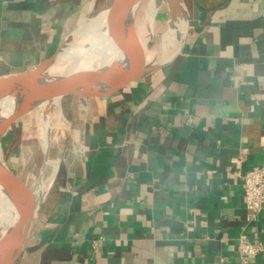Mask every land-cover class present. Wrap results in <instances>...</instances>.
<instances>
[{
  "label": "crops",
  "instance_id": "1",
  "mask_svg": "<svg viewBox=\"0 0 264 264\" xmlns=\"http://www.w3.org/2000/svg\"><path fill=\"white\" fill-rule=\"evenodd\" d=\"M96 1L0 0V77L34 69ZM182 3L165 63L106 102L59 110L71 125L12 264H241L239 241L264 245L242 181L264 167V0Z\"/></svg>",
  "mask_w": 264,
  "mask_h": 264
},
{
  "label": "water",
  "instance_id": "2",
  "mask_svg": "<svg viewBox=\"0 0 264 264\" xmlns=\"http://www.w3.org/2000/svg\"><path fill=\"white\" fill-rule=\"evenodd\" d=\"M146 1L150 0H110L104 9L91 18H85L81 24L69 32L54 52L34 69L21 74L0 77V106L4 100L23 91H29L31 97L35 99L29 108L20 107L12 111L9 116H6L0 107V141L21 122L25 123L26 120L36 121L38 119L44 122L52 113L62 109L83 110L106 102L165 63L169 58L166 61L161 60L156 63L152 61L148 65L141 47L133 40L136 37V30L134 31V27L128 29L127 26H124L125 19L135 16L141 4ZM172 19L174 22L176 19L177 22H184L185 18L182 19V16L180 17V14L177 13L170 15L168 9L167 20ZM96 20L103 21L111 38L114 35L120 36L123 29L129 30V38L120 39L122 41L120 47H124L127 64L122 67L108 65V69L104 73L93 69L92 74L85 67L75 68L70 66L71 64H67L65 76L58 77L49 83L40 84L39 79L51 68L59 65L61 61L70 63L69 61L84 60V47H86L84 38L87 35L88 26ZM179 33V38L181 37L182 40L183 34L182 32ZM39 182L40 177L37 183L38 190ZM0 186L7 190L16 210L24 212L26 218L17 226L18 231L24 233L28 224L32 223L33 220L36 221L38 217L44 199L43 194L41 195L42 199L38 198L41 201L38 202L39 207L35 217L31 214L38 203L34 204L32 193L22 180L15 177L10 169L5 168L1 163ZM20 251L11 259L4 258L3 253L0 252V264H12Z\"/></svg>",
  "mask_w": 264,
  "mask_h": 264
},
{
  "label": "bare ground",
  "instance_id": "3",
  "mask_svg": "<svg viewBox=\"0 0 264 264\" xmlns=\"http://www.w3.org/2000/svg\"><path fill=\"white\" fill-rule=\"evenodd\" d=\"M166 6L167 9L170 10V15L175 13L180 14L182 19L185 18L184 7L182 0H150L148 6L146 7L144 18H142V26H146L149 30L148 37L146 34H143L141 28L138 26L139 15L136 14L135 16H130L125 19L124 26L127 28L134 27L135 31V39H133L142 49L144 54V59L146 63H152L155 47L156 44L154 42L153 36V22L154 19L161 8V6ZM163 10V9H162ZM167 13V12H166ZM179 19V17H178ZM185 20V19H184ZM177 19L174 22L173 19L169 21L170 29L169 32L162 36L161 47L163 51L165 50L164 46L170 45L173 48H176L180 44L181 37L179 38V29H177V25L180 22V25H183V21H178ZM140 24V22H139ZM176 25V27H175ZM141 26V27H142ZM168 26V25H167ZM126 29L120 32V36L114 35L112 38L108 35L107 27L104 25L102 20H96L91 22L88 26L87 35L84 38V43H86L87 47H84V60L83 61H61V63L53 68H51L45 75H43L39 79L40 84L49 83L52 80H55L58 77L65 76L67 70V64H71L70 66H74L75 68L85 67L86 70L91 73L94 67H100L101 63L104 65H118L124 66L127 64V57L124 55V47H120L121 40H125L129 38V30ZM177 33V35H176ZM81 49V46H79ZM154 53V54H153ZM171 55V54H170ZM64 59V58H63ZM136 59V58H135ZM137 60V59H136ZM167 60V57L164 58V61ZM135 64V63H134ZM92 74V73H91ZM100 87V85H98ZM34 97H31L29 91H23L16 96L10 97L4 100L1 103V109L4 111L6 116H9L12 111L18 109L20 107H27L29 108L34 103ZM50 118L49 116L44 122L39 121L38 119L35 121L38 123V126L41 130V149L47 150L49 147V143L51 142V137L53 136L54 129L50 126ZM27 123L30 122V120ZM25 121V122H26ZM26 123V124H27ZM58 127V126H57ZM63 128V127H62ZM2 141V140H1ZM0 141V154L2 151ZM48 157L44 161V165L42 168V173L44 172V167L47 164ZM52 162V161H51ZM56 162H53V169H55ZM42 186L45 185L42 183L40 179L39 182V190L37 192V198L43 194ZM29 187V186H28ZM42 191V193H41ZM10 196L8 195L7 190L3 189L0 186V252L3 253L4 258L11 259L22 249L24 240L29 235V232L33 229L35 225V221L33 220L32 223L28 224V227L25 230V234L18 231V225L25 220L26 216L24 212L16 210L12 201L8 200ZM41 201L38 199V202ZM37 202V203H38ZM37 213V206L34 208V212H32L31 216ZM30 216V217H31ZM40 216V215H39ZM32 218V217H31ZM38 219V218H37ZM38 222V221H37ZM24 234V235H23ZM8 239H10L8 241Z\"/></svg>",
  "mask_w": 264,
  "mask_h": 264
},
{
  "label": "rangeland",
  "instance_id": "4",
  "mask_svg": "<svg viewBox=\"0 0 264 264\" xmlns=\"http://www.w3.org/2000/svg\"><path fill=\"white\" fill-rule=\"evenodd\" d=\"M109 2L110 0H97L93 12L83 15V17L80 15L77 21L72 24L68 33L74 30L79 24H81V22L85 18H91L95 16L98 12L104 9L106 6L104 8L103 6ZM148 3L149 1H146L141 4L137 12V14L139 15V20L137 22L138 26L141 28L143 34H146V37H148L149 30L145 25L142 26V18L146 16L145 11L146 7L148 6ZM167 16L168 9L166 8V6L163 5L159 9L154 19L152 27L154 32L153 39L156 44L154 52L155 54L153 53V63L159 62L160 60L166 57L168 58L175 49L172 46L167 45L164 46L165 50L163 51L161 47V38L163 35L167 34L170 29V24L169 20H167ZM177 26L178 28L175 25V27L179 29V27L181 26L180 22ZM93 69H97L100 73H104L107 71L108 67L101 63L100 67H94ZM69 115L70 114L66 111H56L50 115V126L54 129V132L52 133L53 136L51 137V142L49 143V147L47 150L41 149V130L38 126V123L35 121H30L29 123H27L28 121H26L25 123L21 122L18 126L11 130L1 141L2 151L0 154V163L5 168L8 167L15 177L23 181L24 185L32 193L35 205L38 202L37 183L42 172L44 161L47 156L49 162H47V164L45 165L44 172L42 173V176L40 178L41 180L44 179L45 182L48 181V179L50 178V174L53 169V162H56V160L59 158V153H61V148L59 146L62 143V140L60 139V137L62 133L69 131V129H67L69 124L71 125V122L68 119ZM65 141L64 149H62V152H64V154H66V151L70 150V145L67 143L68 141ZM44 182L42 181V183ZM42 188H44V186H42ZM8 200L11 201L10 198ZM38 207L39 203L37 205V209Z\"/></svg>",
  "mask_w": 264,
  "mask_h": 264
},
{
  "label": "built area",
  "instance_id": "5",
  "mask_svg": "<svg viewBox=\"0 0 264 264\" xmlns=\"http://www.w3.org/2000/svg\"><path fill=\"white\" fill-rule=\"evenodd\" d=\"M245 209L249 220H256L264 213V167H255L242 177ZM264 252L261 242L241 240L238 256L241 264H248Z\"/></svg>",
  "mask_w": 264,
  "mask_h": 264
}]
</instances>
